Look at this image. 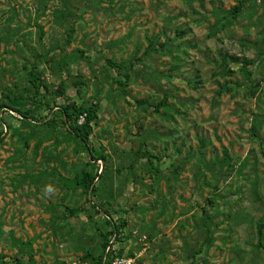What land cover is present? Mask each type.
I'll return each mask as SVG.
<instances>
[{
    "label": "rangeland",
    "instance_id": "374dc122",
    "mask_svg": "<svg viewBox=\"0 0 264 264\" xmlns=\"http://www.w3.org/2000/svg\"><path fill=\"white\" fill-rule=\"evenodd\" d=\"M66 1L0 0V264H90L105 212L138 264H264V0Z\"/></svg>",
    "mask_w": 264,
    "mask_h": 264
},
{
    "label": "trees",
    "instance_id": "16d2710c",
    "mask_svg": "<svg viewBox=\"0 0 264 264\" xmlns=\"http://www.w3.org/2000/svg\"><path fill=\"white\" fill-rule=\"evenodd\" d=\"M63 4L68 8V3L66 0H64ZM241 10V6H237L234 9L230 10L231 12V16H236ZM77 12L73 11L72 15H76ZM255 62L253 61H244L243 65L244 68H251L252 66H255ZM133 67V65H132ZM130 68V67H129ZM128 68V70H129ZM249 73L251 74L252 71L251 69L248 70ZM30 81L36 85V83L38 82V77L35 75V73L30 72ZM125 77L129 78V72H127L125 74ZM39 92V87H37V93ZM11 104H16V105H22L19 106V108H16V106H0V128H2L6 122H4V117L2 116V114H8L10 116H12L11 112L13 113H17L22 119L23 121H27L28 119V109L25 105H23V103L20 100H16L15 98L13 100H10ZM40 103V100L36 99L35 100V104ZM166 101L161 102L160 104H158L156 106V110L158 111L159 108H161L162 106H166ZM8 107L9 111L5 110V108ZM33 111V110H32ZM62 115L67 118V119H72L75 123L74 127L70 128L71 133L73 134L74 138L79 142V144L81 145L82 148H85L86 150L89 151V153L92 155V151L89 148V142H90V138L93 135V131H94V122H96V119L98 117V112L97 110L92 106H88V107H82L77 105L75 102H71L70 104H68L67 107L62 108L61 111ZM85 115L84 117V123L82 125H77L78 119L82 116ZM47 120L37 123V125H41V126H47L50 125L53 121V117L51 118L50 116H47ZM50 117V118H49ZM3 130L0 131V139H3ZM144 147V146H143ZM143 156L146 157L147 159H151V155L149 153V151L144 150L142 151ZM92 157V156H91ZM99 159H101L100 161H104L105 157L103 155H100ZM92 160V159H91ZM102 176V173H98L95 176H91L90 174L86 173L85 177L82 181L83 186H85L86 188V193L87 195H89V197H93L95 195L96 192V187H97V181L99 180V178ZM91 205L96 208V210L99 213H104L105 211L103 210V208L99 207V205L94 201L93 199L89 198ZM209 203H211V199L208 200ZM105 216H106V222L111 226V229L105 233L104 238H105V242L103 244V249L101 251V253L98 255V257L94 258L92 260V262L90 264H104V258L106 256V248L109 245V241L111 238H113L114 236H116L117 240L119 237V228L120 226H118L117 224H112V218L111 215L109 213L105 212ZM262 227L260 226V231H261ZM262 232V231H261ZM118 255L122 256L124 254H121V252H118ZM128 256H133L132 254H128ZM115 257V255L112 254L111 258ZM3 261H5L7 259V257H2ZM20 256L16 255L13 258H9V261H5L4 264H23L24 262H22L20 260Z\"/></svg>",
    "mask_w": 264,
    "mask_h": 264
},
{
    "label": "built area",
    "instance_id": "2783aa9c",
    "mask_svg": "<svg viewBox=\"0 0 264 264\" xmlns=\"http://www.w3.org/2000/svg\"><path fill=\"white\" fill-rule=\"evenodd\" d=\"M116 241L117 238L114 236L110 239L109 245L106 248V256L104 258V264H138V260L140 256H128V255H118V251L116 250ZM115 255V257L111 258V256Z\"/></svg>",
    "mask_w": 264,
    "mask_h": 264
}]
</instances>
